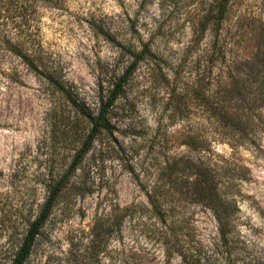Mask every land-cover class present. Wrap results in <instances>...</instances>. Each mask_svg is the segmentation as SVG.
Listing matches in <instances>:
<instances>
[{"label":"rangeland","instance_id":"obj_1","mask_svg":"<svg viewBox=\"0 0 264 264\" xmlns=\"http://www.w3.org/2000/svg\"><path fill=\"white\" fill-rule=\"evenodd\" d=\"M215 1L53 0L40 10L43 45L94 113L101 80L123 75L133 60L123 54L125 41L136 54L149 52L111 109V132L93 143L25 264H186L192 255L202 264H264V107L255 131L236 143L211 113L212 105L243 111V97L231 98L218 81L233 74L243 82L257 71L264 38L239 32L237 22L249 13L264 20V5L235 2L222 32L235 37L234 56L248 62L232 71L228 58L211 62L214 38L202 33ZM91 24L117 33L121 45L95 35ZM4 56L0 264H12L75 151L64 124L52 128L47 87ZM209 175L230 203L227 243L196 188H208Z\"/></svg>","mask_w":264,"mask_h":264},{"label":"trees","instance_id":"obj_2","mask_svg":"<svg viewBox=\"0 0 264 264\" xmlns=\"http://www.w3.org/2000/svg\"><path fill=\"white\" fill-rule=\"evenodd\" d=\"M236 1L216 0L212 11L205 20L202 31V33L209 31L214 38L211 47L212 53L209 55L211 62L228 58L226 67L232 71L233 69L238 71L243 64L248 62L247 60L240 61L241 59L238 56H234L233 50L237 44L233 42L235 37L229 36L228 32L225 34L222 32L224 25L230 20ZM51 3H53V0H0V70L4 68V54H10L24 68L43 82L49 90V115L52 120V128L54 129L58 124H64L63 134L70 141L69 150L75 151L68 168L55 183L54 189L50 191L41 213L29 223L28 230L13 258L12 264L26 263L37 237L59 198L65 191L74 187V176L93 143L102 134L111 132L109 117L111 109L124 95L129 76L137 70L141 61H144V55L149 52L148 47H146L136 54L135 43L125 41V46L122 48L123 54L128 55L133 60L123 75L114 77L109 76V74L108 78L101 80L100 105L97 112L94 113L75 87L68 82L61 66L40 39V10ZM237 23L239 32L242 31V28H245L249 33L251 32L252 36L264 38V20L261 16L250 13L241 14L238 16ZM1 26H3V30ZM7 27H9V30L6 31ZM91 29L95 35L102 36L109 42L118 45L122 43L117 41L118 34L113 33L111 30H103L101 26L95 24H91ZM256 61L257 71L250 69L246 74L247 79L243 81L244 83L235 79L236 77L233 74L227 80L218 81L231 98H235V95L243 97V111L241 113L231 112L230 106L212 105L211 108V113L215 117L213 123L225 129L235 143L249 138L251 133L255 131V113L258 109L264 107V77H262L264 74V56ZM12 69L18 75L17 66ZM259 78L263 79H260L258 85ZM13 81L18 82L19 77ZM208 85H211V83ZM256 92L258 93L256 97L254 99L250 98L248 101L249 94ZM257 103L260 104L257 105ZM208 184V188L201 189V185L196 188L201 198L215 215L221 240L227 243L232 215L230 203L219 190L214 175L210 176ZM183 259L186 264H202L197 255H192L189 261L186 257ZM224 264L233 263L226 261Z\"/></svg>","mask_w":264,"mask_h":264}]
</instances>
